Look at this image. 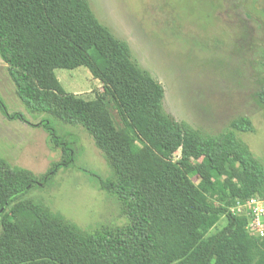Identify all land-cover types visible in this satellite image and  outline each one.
Segmentation results:
<instances>
[{
  "label": "trees",
  "instance_id": "trees-1",
  "mask_svg": "<svg viewBox=\"0 0 264 264\" xmlns=\"http://www.w3.org/2000/svg\"><path fill=\"white\" fill-rule=\"evenodd\" d=\"M218 1L209 0L208 10H220ZM257 1L245 0L244 9L264 29ZM54 40L104 83L118 127L101 96L84 101L63 93L42 48ZM0 58L30 113L91 135L113 177L101 188L124 220L85 234L32 196L76 161L72 144L44 118L37 127L62 152L61 164L37 180L0 157V264H264V239L250 237L245 218L228 212L236 200L264 199V166L235 134L253 132L245 118L215 136L175 121L163 108V87L137 65L127 42L96 19L88 0H0ZM0 113L28 123L1 98ZM221 218L225 226L210 234Z\"/></svg>",
  "mask_w": 264,
  "mask_h": 264
},
{
  "label": "rangeland",
  "instance_id": "rangeland-1",
  "mask_svg": "<svg viewBox=\"0 0 264 264\" xmlns=\"http://www.w3.org/2000/svg\"><path fill=\"white\" fill-rule=\"evenodd\" d=\"M88 1L96 19L127 42L137 65L163 87L167 114L210 136L230 130L231 122L245 118L253 132L236 131V137L264 166V103H259L264 98V29L257 17L245 11V0H223L218 11L208 10L209 0ZM256 3L264 9V0ZM42 48L56 66L63 93L84 101L101 96L118 127L120 119L104 83L61 43L49 41ZM0 98L10 114L21 113L28 122L9 121L0 113V157L10 165L40 180L54 164L62 163L60 149L53 148L37 127L44 118L74 150V165L60 168L32 196L42 198L85 234L121 225L124 220L116 199L100 185L113 180L111 171L87 130L47 114L30 113L17 98L1 58ZM179 156L180 150L173 160ZM225 223L221 218L210 234ZM1 227L0 221V233Z\"/></svg>",
  "mask_w": 264,
  "mask_h": 264
},
{
  "label": "built area",
  "instance_id": "built-area-1",
  "mask_svg": "<svg viewBox=\"0 0 264 264\" xmlns=\"http://www.w3.org/2000/svg\"><path fill=\"white\" fill-rule=\"evenodd\" d=\"M228 212L234 217L245 218V231L250 237L264 239V199L250 197L236 200Z\"/></svg>",
  "mask_w": 264,
  "mask_h": 264
}]
</instances>
